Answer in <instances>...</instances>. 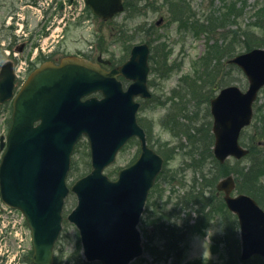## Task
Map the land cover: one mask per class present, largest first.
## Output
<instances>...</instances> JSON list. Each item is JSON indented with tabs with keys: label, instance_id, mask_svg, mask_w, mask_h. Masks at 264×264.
I'll list each match as a JSON object with an SVG mask.
<instances>
[{
	"label": "water",
	"instance_id": "95a60500",
	"mask_svg": "<svg viewBox=\"0 0 264 264\" xmlns=\"http://www.w3.org/2000/svg\"><path fill=\"white\" fill-rule=\"evenodd\" d=\"M85 1L104 20L124 9L123 0ZM149 55L148 44L137 45L129 60L112 70L78 57H66L59 64L45 62L15 97L12 65L3 66L0 102L14 97V103L0 164V193L7 205L27 218L34 264L54 263L65 201L71 192L77 197V206L68 220L79 230L87 261L130 264L143 255L138 225L163 166V159L147 146L145 131L137 121L140 103L135 99L151 97ZM230 63L243 70L249 87L246 92L237 86L224 88L211 102L214 154L221 163L230 156L241 159L249 152L239 144V137L250 125L253 103L264 87V49L237 55ZM121 77L131 81L127 89ZM96 93L102 97H90ZM82 136L90 144L92 171L69 187L66 180L72 154ZM134 136L142 144L140 158L121 170L117 180H111L104 170ZM235 187L232 176L217 185L225 192L228 208L239 218L242 259L264 256V210L248 195L232 197Z\"/></svg>",
	"mask_w": 264,
	"mask_h": 264
},
{
	"label": "rangeland",
	"instance_id": "374dc122",
	"mask_svg": "<svg viewBox=\"0 0 264 264\" xmlns=\"http://www.w3.org/2000/svg\"><path fill=\"white\" fill-rule=\"evenodd\" d=\"M33 1L0 0V27L5 28L4 20L10 16L11 11H17L21 7L24 8L23 6L31 4ZM130 1L137 5L138 15H133L132 10H130L117 17L111 24L93 16L88 9L84 10L79 18L71 21L70 25L64 28V38L54 37L55 39L58 38L59 42L58 44L55 43L54 54L49 61L53 59L60 61L67 55H90L93 60L100 56L104 59H111L114 61V66H118L129 58L133 46L152 39L155 45L149 42L152 46L149 60L152 69L149 74V89L153 96L151 99H137L141 104L138 118L150 136L151 145L159 154L169 159L168 164L165 165V172H163V175H168L169 177L175 172L182 171L181 167H185L183 163H190L186 160L192 155V152L174 150L178 144L180 132L189 133L191 129H201L202 125V130L204 131L206 130L204 126L207 127L206 123L209 118L206 117V112L208 111L206 103L215 94L213 90L216 86L209 87V85L214 84L212 79H206V74L203 72V66L208 59V57L206 59L205 57L208 54H210L209 57L211 58H214L215 55L219 56L218 49L222 44L223 36L227 34L228 30L239 32L241 29L252 32V35L257 34V37L264 36V30L259 29L260 27L256 25L259 15L264 11V0ZM227 3L228 5L236 3L239 9H243L242 15L236 20L237 24L236 22L234 24L226 22V28L219 29L220 34L215 32L212 35L202 31L197 33L193 29L196 24L207 26L211 23L214 25L218 23L215 21L219 17L222 18L221 15L226 12L224 8ZM172 9L177 12L176 16L172 14ZM60 14L58 10L47 17L44 26L46 33L48 26H52V29L56 28L54 19L61 17ZM30 15H32L31 12ZM160 19H164V23L157 26L156 23ZM36 20V16L31 18V27L37 24ZM44 33L43 35H45ZM41 35L37 34L34 36L33 40L35 43L40 40ZM51 41L49 42L50 44ZM156 47L159 48L158 51ZM163 50L166 52L165 56L169 58L168 64L163 61ZM239 52L242 53L244 51L239 50ZM222 66L224 68L226 64L222 62ZM227 70L228 72L223 77V82H227L229 85L236 84L243 90L248 88L247 80L237 69L227 67ZM123 83L127 85L130 82L123 79ZM254 110L253 122L243 131L241 142L242 144L257 146V143L261 142L262 133L264 132V89L259 93ZM171 122L172 124L170 125ZM188 151H191V149H188ZM139 154V144L137 141H132L119 153L117 161L106 170V174L112 171L118 173L121 168L135 162ZM73 158L75 167L72 170L71 177L68 179L69 185H72L74 181L91 171L90 147L86 138L79 142ZM246 165H249V160H243L239 163L235 159L230 158L226 165L225 174L236 177L237 171L242 170ZM178 174L181 176L182 173ZM183 174L185 175V182L176 180L177 183H174V179L172 182L165 183H160L159 181L160 186H155L151 191V195H157L156 201L159 200L161 209L166 215L176 208L177 196L185 191V186L186 190L189 191L190 186L193 184L192 178H196L193 169L192 172L187 170ZM111 178H117V174L112 175ZM169 179L171 178L169 177ZM236 194H238L237 191L234 192V195ZM171 195L173 196L172 200L169 199ZM76 205V197L70 195L67 198L64 210L65 218ZM179 207L177 208L178 210ZM183 210L181 217H187L188 213H191V217H195L193 210ZM208 229H213L214 231L209 246V259L213 263L228 264V262L235 260L237 257L239 258L236 248L216 241L218 237H226L228 233L222 218H217ZM206 230L202 232L192 230L187 234L185 241L182 243L183 254L181 262L177 264H194L204 259L199 247V239L205 237ZM141 232L146 245V253L143 256L145 263L156 264L154 257L147 250V246L150 250L156 251L155 245L161 247L162 240L160 242L159 239L155 240L154 237H144L146 233L144 227L141 228ZM149 233L154 236L151 228ZM211 234L209 233V235ZM59 247L57 254L60 260H58V263L60 261V264H65L66 261H74L76 259L85 260L78 229L75 225L68 222L67 219L64 221V230ZM175 259L173 257L166 264H176L174 263ZM135 264H144V261ZM159 264H165L164 260Z\"/></svg>",
	"mask_w": 264,
	"mask_h": 264
},
{
	"label": "trees",
	"instance_id": "16d2710c",
	"mask_svg": "<svg viewBox=\"0 0 264 264\" xmlns=\"http://www.w3.org/2000/svg\"><path fill=\"white\" fill-rule=\"evenodd\" d=\"M137 5L132 3L130 0H126L125 10L128 12L132 10L133 15H136L139 11L136 10ZM224 10L226 11L221 15L222 18L213 23L208 24L207 26L203 25H194L193 29L198 33L202 31L212 35L215 32H219V29L226 28V22L234 24L236 20L242 15L243 9H239L236 3H231L230 5L225 6ZM177 12L172 9V14ZM138 15V14H137ZM176 16V15H175ZM237 24V22H236ZM259 29L264 30V11L259 15L258 21L256 23ZM250 28V27H249ZM256 33V32H255ZM220 34V32H219ZM258 38V39H257ZM148 42L153 43L152 39H149ZM154 44V43H153ZM253 48H264V36L257 37L252 35V32L241 30L239 32H232L231 30L227 31L222 38V44L220 45L218 51L219 56H214V58L209 57L208 54L205 59L208 57L206 64L203 66V72L206 74V79H212L214 85L216 86L213 90V93L218 90V88L226 86V82H223V77L228 72L226 65L224 68L222 66L225 64L226 60L232 58L237 53H240L239 50L249 51ZM158 51L159 48L156 47ZM162 58L165 64H168L169 58L165 56V50L162 51ZM203 59V60H205ZM223 60V61H222ZM225 61V62H224ZM231 68L236 69L235 66ZM238 72L240 70L238 69ZM209 100V99H208ZM188 109V108H187ZM209 112H206V117H208ZM207 127L204 126L206 130H190L187 133L189 147L191 149L192 155L189 156V162L185 165L186 169H193L196 178L195 182L200 184L199 189L197 190L196 185H193V190L191 193L187 194L182 201H179L177 205L189 207V209L194 210L197 214V222L195 225H191V213H188V217H178L177 215L170 217L166 215L160 216L158 223L159 235L162 237V242L164 244V249L162 252H152L150 255L154 257L156 264H159L161 261L167 262L169 258L176 256L180 258L182 256V243L185 240L186 234L189 231L193 230L202 232L207 226H209L218 214H222L224 217V224L228 229V233L224 238V242L229 246L234 248L239 247V241L237 238L238 224L234 215H232L227 209H225L223 201L217 196L214 189L215 184L220 176H224L226 165H221L213 155L211 149L213 136L211 134L210 121H207ZM261 142L264 144V132L262 133ZM188 146H186L187 148ZM256 147L252 148V153L247 157L249 160V165L243 167L242 170L237 171V178L239 180L238 190L239 192L246 193L254 197L260 205L264 207V185L262 180L264 179V148L259 150L260 156L255 153ZM75 165L73 166V168ZM247 167V168H246ZM246 168V170H245ZM113 174V173H112ZM176 178V177H175ZM174 178V179H175ZM186 199V200H185ZM178 213V212H177ZM181 211L178 213L180 215ZM148 238L150 236L148 235ZM150 251V249H148ZM164 258V259H163ZM176 258V259H177ZM60 260V257H57V262ZM145 260L143 258L138 259L135 263L142 262ZM263 259L257 258L256 262L253 264H262ZM72 262V263H71ZM159 262V263H158ZM181 262V258L178 263ZM66 264H100V263H87L84 260H71L66 261ZM210 264V263H207ZM229 264H240L239 262L233 260ZM249 264V263H245Z\"/></svg>",
	"mask_w": 264,
	"mask_h": 264
},
{
	"label": "clouds",
	"instance_id": "9594fccd",
	"mask_svg": "<svg viewBox=\"0 0 264 264\" xmlns=\"http://www.w3.org/2000/svg\"><path fill=\"white\" fill-rule=\"evenodd\" d=\"M209 233H212L211 235H209ZM214 231L213 229H208L206 230V235L204 238L199 239V247L201 249V254L202 257L205 259L206 257H210V250H209V246H210V240L211 237L213 236Z\"/></svg>",
	"mask_w": 264,
	"mask_h": 264
},
{
	"label": "flooded vegetation",
	"instance_id": "af4514ba",
	"mask_svg": "<svg viewBox=\"0 0 264 264\" xmlns=\"http://www.w3.org/2000/svg\"><path fill=\"white\" fill-rule=\"evenodd\" d=\"M26 47H27V44L26 43H24V44H22V46H21V50L22 51H25L26 50ZM28 48V47H27ZM8 107L10 106V105H7ZM149 145H150V143H149ZM151 146V145H150ZM152 147V146H151ZM153 148V147H152ZM181 185V184H180ZM184 188V187H183ZM155 208L156 207H153V208H151V207H149V212H148V214H146V215H150V214H152V212H153V210H154V214H156V212L158 211V210H156V212H155ZM145 215V217H144V219L145 220H147L148 219V217Z\"/></svg>",
	"mask_w": 264,
	"mask_h": 264
},
{
	"label": "bare ground",
	"instance_id": "6f19581e",
	"mask_svg": "<svg viewBox=\"0 0 264 264\" xmlns=\"http://www.w3.org/2000/svg\"><path fill=\"white\" fill-rule=\"evenodd\" d=\"M236 178H237V176H236ZM237 179H238V178H237ZM74 209H75V208H74ZM74 209H73V210H74ZM73 210H72V211H73Z\"/></svg>",
	"mask_w": 264,
	"mask_h": 264
}]
</instances>
